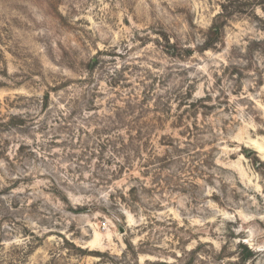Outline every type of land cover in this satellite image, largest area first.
Masks as SVG:
<instances>
[{
  "label": "rangeland",
  "instance_id": "374dc122",
  "mask_svg": "<svg viewBox=\"0 0 264 264\" xmlns=\"http://www.w3.org/2000/svg\"><path fill=\"white\" fill-rule=\"evenodd\" d=\"M0 264H264V0H0Z\"/></svg>",
  "mask_w": 264,
  "mask_h": 264
}]
</instances>
